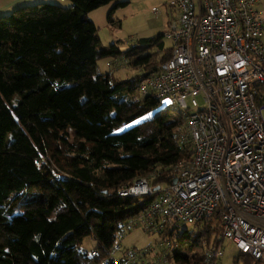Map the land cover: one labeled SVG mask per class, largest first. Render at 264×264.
Segmentation results:
<instances>
[{
    "label": "trees",
    "instance_id": "1",
    "mask_svg": "<svg viewBox=\"0 0 264 264\" xmlns=\"http://www.w3.org/2000/svg\"><path fill=\"white\" fill-rule=\"evenodd\" d=\"M70 1L71 8L42 1L0 15V264H123L121 254L111 256L117 233L147 212L157 187L173 183V166L191 155L175 136L180 117L164 107L147 118L160 102L133 99L170 56L164 33L125 51L116 43L100 49L87 13L115 2L113 23V10L128 1ZM104 57L138 72L101 73ZM154 173L153 194L119 195ZM220 226L215 216L186 229L172 263L203 264L205 245L223 243ZM161 235L166 240L174 229ZM240 259L261 264L241 252Z\"/></svg>",
    "mask_w": 264,
    "mask_h": 264
},
{
    "label": "built area",
    "instance_id": "2",
    "mask_svg": "<svg viewBox=\"0 0 264 264\" xmlns=\"http://www.w3.org/2000/svg\"><path fill=\"white\" fill-rule=\"evenodd\" d=\"M259 1L169 3L173 16L164 37L171 41L170 56L141 80L133 99L153 96L166 108H177L175 117L182 122L175 136L191 155L173 166L169 177L176 182L159 186L147 212L117 233L111 256L122 257L123 264H173L179 246L163 238L158 250L122 251L124 233L133 226L161 234L215 216L221 221L218 238L264 264V9L257 8ZM126 64L116 60L115 69ZM156 174L139 177L119 195L153 194ZM221 248L206 244L202 263L219 264Z\"/></svg>",
    "mask_w": 264,
    "mask_h": 264
},
{
    "label": "rangeland",
    "instance_id": "3",
    "mask_svg": "<svg viewBox=\"0 0 264 264\" xmlns=\"http://www.w3.org/2000/svg\"><path fill=\"white\" fill-rule=\"evenodd\" d=\"M120 1H128V4L124 7L113 10V23L109 21L108 16L110 11L113 9L115 2L103 5L87 13L88 18L94 21L98 27L100 49L116 43L122 51H125L131 46L135 45L141 38L153 37L159 33H164L168 21L173 16L171 8L169 7V3L174 0ZM71 5L72 3L63 6L71 8ZM163 40L166 47L171 46V41L168 38L164 37ZM155 51L158 52L159 55L163 53L158 49ZM116 60H118V62L120 61V59ZM116 60L114 57H104L100 59L97 65L98 71L101 73H108L112 71ZM120 69H122V73H120L119 76L124 74L126 75V71H129L130 73L132 72V74H128L126 76L132 77L136 74V72H138V70L135 69L130 71L129 67L124 66L118 70ZM200 103L202 104L201 100ZM165 106V103H161V105L152 109L148 113L147 118H151L159 113H162ZM178 111L179 110L177 108L170 107L171 116L175 117L178 115ZM186 229L191 232L197 230V228L192 224L180 223L174 228V235L167 237L171 241H177V243L180 244L179 237L183 235ZM163 238V235L157 232H149L141 227L133 226L131 230L125 231L121 243V250L124 251L133 248L141 249L154 246H156V250H158L160 249L159 242ZM91 244L92 239L87 237L84 241V247L91 248ZM221 249L223 251V255L219 259V264H245L242 259L238 260L239 250L231 240L224 238ZM156 252H152L150 255V260L153 258V256H155ZM120 253L121 251L118 252V256Z\"/></svg>",
    "mask_w": 264,
    "mask_h": 264
},
{
    "label": "crops",
    "instance_id": "4",
    "mask_svg": "<svg viewBox=\"0 0 264 264\" xmlns=\"http://www.w3.org/2000/svg\"><path fill=\"white\" fill-rule=\"evenodd\" d=\"M42 1L57 2V3H60L62 5L71 4V3H69V2H71L70 0H0V15L9 14L19 6L26 5V4H33V3L42 2ZM257 8L258 9H264V0H260L258 2ZM262 39L264 42V35L262 36ZM129 69H130V67H129ZM131 70L132 69H130V71ZM121 71H122V69L115 70V65H114L112 71H110V72H112L116 77H123V76L125 77V74L119 76V74L122 73ZM126 73H130V72L126 71ZM130 74H132V72Z\"/></svg>",
    "mask_w": 264,
    "mask_h": 264
},
{
    "label": "water",
    "instance_id": "5",
    "mask_svg": "<svg viewBox=\"0 0 264 264\" xmlns=\"http://www.w3.org/2000/svg\"><path fill=\"white\" fill-rule=\"evenodd\" d=\"M174 182H176V179H174ZM157 189H159V187H157Z\"/></svg>",
    "mask_w": 264,
    "mask_h": 264
}]
</instances>
